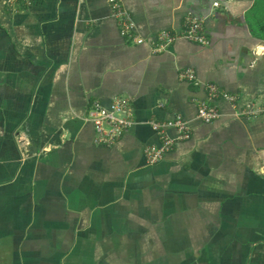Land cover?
Masks as SVG:
<instances>
[{
  "label": "crops",
  "instance_id": "1",
  "mask_svg": "<svg viewBox=\"0 0 264 264\" xmlns=\"http://www.w3.org/2000/svg\"><path fill=\"white\" fill-rule=\"evenodd\" d=\"M121 1L145 42L120 33L107 0H0V264H264V111L234 115L264 108L254 0ZM187 15L208 44L154 52ZM117 96L135 123L97 144L87 110ZM202 101L220 117L197 119ZM178 114L190 137L146 163L148 122Z\"/></svg>",
  "mask_w": 264,
  "mask_h": 264
},
{
  "label": "built area",
  "instance_id": "2",
  "mask_svg": "<svg viewBox=\"0 0 264 264\" xmlns=\"http://www.w3.org/2000/svg\"><path fill=\"white\" fill-rule=\"evenodd\" d=\"M9 4L14 5L18 0H6ZM22 1V0H21ZM30 2V0H24ZM111 15L114 17L123 36L129 37L136 43H143L145 40L134 34V23L129 12L123 6L121 0H107ZM219 1L213 2L218 6ZM202 20L193 15L185 17V26L182 32L177 35L170 34L167 31L159 32L156 37L150 41L154 52L164 51L178 38H184L201 44H208V40L202 33ZM179 77L182 80L199 83L194 71L186 68L180 71ZM208 96L215 98L218 96V88L213 83L206 85ZM228 100L233 101L234 97L229 94H223ZM264 111V108H254L247 104L245 108L235 111L234 115H254L256 112ZM221 113L218 108L208 102L202 101L196 112V118L205 123H211L220 117ZM85 119L92 123L95 133V142L97 144L110 145L117 141L123 131L135 123L133 109L128 98L117 96L113 99L109 107L102 106L99 102H93L85 115ZM150 127L156 132L159 138L158 143H149L144 147V156L146 163L155 164L159 162L166 152H168L176 141L185 140L190 137L189 121L180 114L166 121H149ZM168 128L177 130L175 138L167 134Z\"/></svg>",
  "mask_w": 264,
  "mask_h": 264
},
{
  "label": "trees",
  "instance_id": "3",
  "mask_svg": "<svg viewBox=\"0 0 264 264\" xmlns=\"http://www.w3.org/2000/svg\"><path fill=\"white\" fill-rule=\"evenodd\" d=\"M248 21L260 39L264 40V0H254L248 13Z\"/></svg>",
  "mask_w": 264,
  "mask_h": 264
}]
</instances>
